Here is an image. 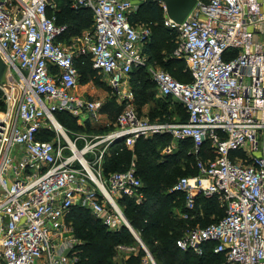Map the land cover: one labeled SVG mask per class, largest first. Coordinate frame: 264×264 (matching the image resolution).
Listing matches in <instances>:
<instances>
[{
  "label": "built area",
  "instance_id": "1",
  "mask_svg": "<svg viewBox=\"0 0 264 264\" xmlns=\"http://www.w3.org/2000/svg\"><path fill=\"white\" fill-rule=\"evenodd\" d=\"M139 3L71 0L73 8L91 12L92 29L67 41L66 25L57 24L53 13L56 1L0 0L6 72L0 81L2 264H72L74 206L110 232L125 226L133 234L117 200L143 201L134 163L108 175L102 165L113 151L155 134L192 142L197 172L179 177L170 189L183 194L179 215L202 213L199 197L215 199L224 211L217 221L189 228L176 246L202 254L212 243L225 264H264V0H196L179 23L160 2L164 24L179 38L173 54L185 59L191 80L158 69L151 75L158 95L180 102L187 118L148 121L127 106L113 121L101 122L97 103L79 91L75 58L87 55L106 85L120 93L134 67L149 65L143 52L149 25L131 21ZM58 111L114 128L91 137L71 133L57 121ZM143 245L149 264H156ZM116 247L124 257L136 251Z\"/></svg>",
  "mask_w": 264,
  "mask_h": 264
},
{
  "label": "trees",
  "instance_id": "2",
  "mask_svg": "<svg viewBox=\"0 0 264 264\" xmlns=\"http://www.w3.org/2000/svg\"><path fill=\"white\" fill-rule=\"evenodd\" d=\"M57 2V8L53 10L57 24H65L66 32L63 38L68 41L69 38L79 34L82 29L92 24L91 12L85 8H73L71 0H54ZM207 1V0H204ZM140 5L145 7L142 16L134 13L131 15L132 22H145L151 24L156 22V31L159 35L157 43L152 40L153 30L143 52L147 56L148 63L154 60L167 68V72L175 79L183 82L191 80L189 71L182 69V61L173 55L164 58L165 50L172 51L175 48L172 43L171 35H167L170 30L164 24L163 8L160 2L145 3ZM47 13H51L48 8ZM162 13V14H161ZM144 20V21H142ZM154 25V24H153ZM151 26V25H150ZM166 33V34H164ZM173 52V51H172ZM75 67L80 74V83L86 82L92 78L95 69L91 67V61L87 55H81L75 58ZM144 67H134L129 73V79L137 72L136 84H140L134 89L138 101L150 100L148 110L149 117L156 121H184L187 118L186 111L182 104L177 100L166 97L149 96L146 90V78L143 76ZM181 79V80H180ZM148 83V81H147ZM156 89L155 82L152 80L148 83ZM157 91V90H156ZM2 102L0 101V106ZM178 114L179 118L170 120L171 116ZM71 116L68 112L58 111L55 113L57 121L61 124L60 119L63 116ZM74 118L73 116H71ZM70 124L74 126L73 120ZM62 125V124H61ZM89 126V125H88ZM96 128V127H93ZM92 128V129H93ZM103 127H98L100 130ZM77 129H82L77 125ZM48 138L49 136H43ZM171 137L167 134H155L148 138L136 139L133 147H124L122 150L113 151L107 155L103 161V173L108 175L114 171L125 170L129 164L132 155H136L135 170L136 175L143 181V201L140 204L135 203L132 199L125 196L117 200L124 216L138 234L144 243L156 264H225L223 254L215 253L212 250V243L204 246L202 254H196L193 251H182L176 246V239L183 235L185 229L193 226L195 220L179 218L176 210L184 211L183 194L180 192L170 191L172 185L181 176L195 174V158L188 152L189 146L192 145L190 140H180L176 151L167 155L163 159H157L155 150L156 141L166 140ZM154 140L155 142H152ZM206 145H203L205 148ZM176 165L185 166V174L176 177L174 173L180 169L174 168ZM182 171V172H184ZM176 179V180H175ZM142 187V186H141ZM205 218L197 217L203 225L217 221L224 214L223 208H220L215 199H204L199 197ZM214 214L213 219L208 220V216ZM69 220L71 221L74 236L79 238L81 243L75 244L71 254L75 259L72 264H149L145 251L137 243L134 235L130 230L123 226L118 232L105 230V226L100 220L96 219L91 213L82 207H72ZM118 244H125L137 247L135 252L124 254L117 250Z\"/></svg>",
  "mask_w": 264,
  "mask_h": 264
},
{
  "label": "rangeland",
  "instance_id": "3",
  "mask_svg": "<svg viewBox=\"0 0 264 264\" xmlns=\"http://www.w3.org/2000/svg\"><path fill=\"white\" fill-rule=\"evenodd\" d=\"M143 12H145V7L143 5H140V3L137 4L136 9H135L136 15L140 14V16H142ZM162 15L164 16V14H162ZM142 21H144V20H142ZM140 23H145V22H140ZM156 24L157 23L154 21L151 24H148L150 30L152 27V30H153L152 40L155 42V44L157 43V38L159 37V35L156 31V28L154 27V26H156ZM91 29H92V24H90L87 28L82 29V31L79 34H76L75 36L81 37L83 35V32L90 31ZM164 34H166V33H164ZM167 35H171V37L173 38L172 43L174 42L175 47H176L178 42H179L177 32L175 30H173V31L170 30V32H168ZM75 36H72V37H75ZM172 51H173V49H172ZM172 51L169 52V51L165 50V55H163L164 58L166 59V58H169L167 56L173 55L174 57L180 59L182 61V69L185 72H187L188 69H187L185 59L175 56ZM157 69L168 71L167 68H165V66L156 63L154 60H150L149 65L147 67H144V69H142L145 72V74H143V76L146 78L148 83H151V81L153 80L151 72L154 70H157ZM5 73L6 72H4L2 79H1L2 82L5 81V79H6ZM136 73L137 72H135V75H133L131 77V79H129V81L126 84L122 85L120 93L111 90L106 85L104 76H102V74H99L96 70H95L91 79H89L86 82L81 83V89L82 90H80V92L86 96H90L91 98H93V100L99 106V108H100L99 110H100V114H101V119H100L101 122L105 121L107 117H109L111 120H113L112 117L119 110H121L127 106L132 107L135 110V112H137V115L139 118H142V119H145L148 121H156L154 119L152 120L148 114V110H149V106H150L149 105L150 100H148V99L145 101L136 100L137 94L135 93L134 89L140 85L139 83L136 84V82H137L136 78L138 75ZM147 81H146V90L150 93L149 96L153 95L155 98L156 97L161 98L158 95L156 89H154L151 85H149L147 83ZM1 94H2V91L0 89V100H1ZM0 108L3 109L4 105L1 104ZM178 114H180V113L177 112L176 115L171 116L170 120L178 119L179 118ZM70 115L73 116L72 114H70ZM71 116L66 115L60 119L62 126L65 127L66 129H68L69 131H71V133L84 134L88 137H91L94 134L95 135L96 134H106L109 130L114 128L113 124L110 126H106V125H101L103 123H97L95 126H91V125L87 124L86 122L80 123V121L75 116H73L74 118H72ZM71 120H73L74 126L70 124ZM77 125L80 126L82 129H77ZM93 127H96V128L103 127V128H101L100 130L97 131L96 128H93ZM155 141H156L157 145L154 148H155L156 152L158 153L157 159H160V160L165 158L167 155L173 154V152L177 150V148L180 144L179 140L173 139V138H170L168 141H166V140H160V141L155 140ZM155 141L152 140V142H155ZM187 148H188V152H191L193 154V160H194L195 153L193 152V146L191 145ZM135 160H136V155H132L130 162L134 163V167L136 164ZM174 168L180 169L178 172L174 173L175 178L185 174V171H186V170L184 171L185 166L176 165V166H174ZM182 171H184V172H182ZM143 186H144V183L142 181V187H141L142 194H143ZM74 207H77V206H74ZM176 213L178 214L177 216L179 218H182L179 215V213H180L179 209L176 210ZM214 216H215L214 214H210L207 219L208 220L213 219ZM197 217H202V219L205 218L204 211H202V213H200V214H196L194 216H191L189 218H184V219L191 220V221L195 220L193 226L202 225V223L200 221H197ZM193 226H189L188 229L193 227ZM188 229H185V231H187ZM73 235H74V232H73ZM76 239H77V244L81 243L82 240H80L79 238H76ZM136 241L140 245V243L138 242L137 239H136ZM136 249H137V247H136Z\"/></svg>",
  "mask_w": 264,
  "mask_h": 264
},
{
  "label": "water",
  "instance_id": "4",
  "mask_svg": "<svg viewBox=\"0 0 264 264\" xmlns=\"http://www.w3.org/2000/svg\"><path fill=\"white\" fill-rule=\"evenodd\" d=\"M140 1L141 3L162 2L165 7L166 16L172 21L179 23L187 15V13L189 12L190 8L193 6L196 0H140ZM4 70H5V62L0 56V81L4 74ZM132 232L134 237L138 240V242L141 243V245H143V242L141 241L140 237L134 232V230H132ZM143 246L144 249L147 250L145 245Z\"/></svg>",
  "mask_w": 264,
  "mask_h": 264
},
{
  "label": "crops",
  "instance_id": "5",
  "mask_svg": "<svg viewBox=\"0 0 264 264\" xmlns=\"http://www.w3.org/2000/svg\"><path fill=\"white\" fill-rule=\"evenodd\" d=\"M80 90H82V89H81V86H80V89H79V91H80ZM106 117H107V116H106ZM112 119H114V116L112 117ZM106 120H108V121H113V120H111L109 117H107V118H106ZM0 264H2V261H1V259H0Z\"/></svg>",
  "mask_w": 264,
  "mask_h": 264
}]
</instances>
